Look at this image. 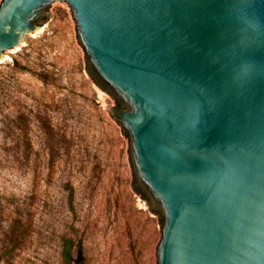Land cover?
<instances>
[{"label":"water","instance_id":"1","mask_svg":"<svg viewBox=\"0 0 264 264\" xmlns=\"http://www.w3.org/2000/svg\"><path fill=\"white\" fill-rule=\"evenodd\" d=\"M56 0H1L0 59ZM162 218L157 264H264V0H58Z\"/></svg>","mask_w":264,"mask_h":264},{"label":"rangeland","instance_id":"2","mask_svg":"<svg viewBox=\"0 0 264 264\" xmlns=\"http://www.w3.org/2000/svg\"><path fill=\"white\" fill-rule=\"evenodd\" d=\"M48 10L0 63V264H157L162 218L133 189L115 102L68 5Z\"/></svg>","mask_w":264,"mask_h":264},{"label":"bare ground","instance_id":"3","mask_svg":"<svg viewBox=\"0 0 264 264\" xmlns=\"http://www.w3.org/2000/svg\"><path fill=\"white\" fill-rule=\"evenodd\" d=\"M39 32H40V29L38 28V29L35 31V33H39ZM33 35H35V34H32L31 36H33ZM22 45H23V44H22ZM18 51H19V47L14 48V49H11V50L5 52L3 58L0 59V63L4 62V61H6V60H9V59H10V55H12V54H14V53H17Z\"/></svg>","mask_w":264,"mask_h":264}]
</instances>
